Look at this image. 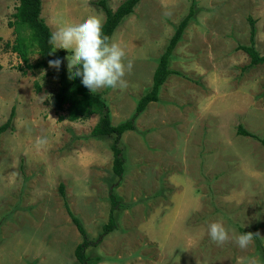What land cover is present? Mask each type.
I'll return each mask as SVG.
<instances>
[{
  "label": "rangeland",
  "instance_id": "obj_1",
  "mask_svg": "<svg viewBox=\"0 0 264 264\" xmlns=\"http://www.w3.org/2000/svg\"><path fill=\"white\" fill-rule=\"evenodd\" d=\"M97 1L41 0L40 15L52 34L93 15L104 22ZM105 1L114 10L123 0ZM193 1L141 0L110 38L132 62L127 87L94 94L117 125L150 89L193 4L169 62L176 73L120 137L124 174L114 192L122 206L115 229L87 249L96 264H264V67L237 49L249 44L252 20L264 56V0ZM17 5L0 0V126L12 113L0 133V264H79L73 251L81 236L68 212L90 239L107 222L114 137L91 136L95 114L70 121L53 111L57 79L26 69L6 46ZM52 55L68 72L71 50L53 46ZM37 59L29 54V64ZM213 222L228 230L225 243L211 240ZM247 232L253 240L240 248L236 239Z\"/></svg>",
  "mask_w": 264,
  "mask_h": 264
},
{
  "label": "trees",
  "instance_id": "obj_2",
  "mask_svg": "<svg viewBox=\"0 0 264 264\" xmlns=\"http://www.w3.org/2000/svg\"><path fill=\"white\" fill-rule=\"evenodd\" d=\"M140 1L123 0L114 10L107 6L105 0H98L95 3L104 12L105 18L102 31L104 35L109 37V40L119 23L133 12ZM192 2L194 3L193 0ZM40 14L41 0H18V5L12 14V21L7 24L8 27L13 29L15 38L11 45L6 44V46L17 55L26 69L47 70L48 75L57 79L58 87L50 104L55 113L65 112V115H59L60 119L67 118L70 121H75L86 119L95 114L98 116V120L91 129V136L114 137L110 150L112 153V172L117 178L111 184L108 193L110 208L107 222L102 225L100 233L94 239H90L79 220L68 212L81 236V241L75 246L73 251L75 259L79 264H96L100 258L87 255V249L98 245L108 233L115 229V213L122 206L120 198L114 192V188L120 184L124 174V155L119 147L120 137L124 132L133 129L134 121L144 111L147 104L157 101L159 89L166 78L170 74L176 73L169 69V62L172 58L173 49L181 39L195 11L193 4H191L188 14L175 27L167 46L157 60L150 89L143 93L137 101L131 117L117 125H111L109 109L104 99L84 87L81 83V77L70 80L68 72L62 66H60L59 71L49 67V60H55L52 55L53 45L49 43L52 33ZM254 36V22L250 20L249 44L238 46L237 49L248 56L249 65L261 64L264 67V56H260L255 49ZM34 51L38 54V59L34 64H29V54ZM35 86L36 91L39 90L38 85ZM11 117L12 113L6 123L0 126V133L9 127ZM237 132L240 135L256 138V136L241 127H238ZM260 142L264 145L263 141Z\"/></svg>",
  "mask_w": 264,
  "mask_h": 264
},
{
  "label": "clouds",
  "instance_id": "obj_3",
  "mask_svg": "<svg viewBox=\"0 0 264 264\" xmlns=\"http://www.w3.org/2000/svg\"><path fill=\"white\" fill-rule=\"evenodd\" d=\"M103 21L99 16H89L78 24H69L58 29L51 35L49 43L55 49L71 50L68 60V78L81 77V83L91 93H97L105 87L126 88L124 79L126 71L132 68V62L127 60L123 47L118 43L110 42L109 37L103 34ZM51 54V53H50ZM62 60H49L50 68L59 71ZM42 143V141H40ZM209 236L217 244H223L229 239L228 230L220 222L209 225ZM254 234L243 233L238 236L236 243L240 248H246L253 240ZM251 264H258L251 261Z\"/></svg>",
  "mask_w": 264,
  "mask_h": 264
}]
</instances>
